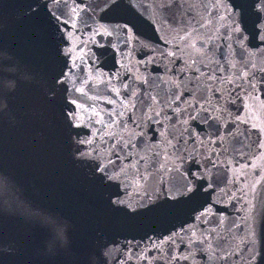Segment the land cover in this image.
<instances>
[{
  "label": "water",
  "instance_id": "1",
  "mask_svg": "<svg viewBox=\"0 0 264 264\" xmlns=\"http://www.w3.org/2000/svg\"><path fill=\"white\" fill-rule=\"evenodd\" d=\"M253 2L224 0L223 4L234 14L239 12L235 19L242 31L231 41L220 42L232 44L221 51L238 65L241 56L264 62V41L257 36L259 17ZM149 4L150 0H107L106 4L104 0H61L53 6L49 0H0V264H168L170 255L178 254L177 247L163 244L157 250L153 244L172 233L184 235L182 229L199 231L207 227L205 219L216 221L221 215L227 223L240 224L236 234L244 235L246 223L241 217L249 215L248 208L244 200L227 194L235 193L242 183H229L232 175L226 170L206 173L211 187L208 181L197 180L194 191L185 192L190 173L205 171L190 159L179 172L168 174L163 184L157 183L151 200L144 197L141 207L135 191L125 190L117 181H102L100 173L93 171L94 161L74 154L77 135L84 139L100 127L94 123L92 109L107 121L111 110H122L121 100L131 90L144 93L157 83L177 90L180 79L171 58L161 55L165 34ZM74 7L78 15L72 12ZM58 77L62 84L56 83ZM188 95L185 91L184 97ZM109 99L115 103H108ZM260 100L264 101V88ZM221 103L235 116L246 113L244 105L249 101ZM81 104L86 106L82 113L86 124L74 127L80 120L73 121L69 114L81 115ZM177 104L186 107L180 101ZM253 112L264 119V105L257 102ZM89 116L91 123H87ZM133 118L143 122L149 137L153 128H159L141 111L129 110L123 119L130 130ZM189 124L199 138L207 140L212 129L197 121ZM241 127L250 129L253 140L264 138L250 125ZM248 179L251 183L257 176ZM114 199L125 204L114 205ZM246 199L255 204L251 223L261 253L258 264H264V184ZM52 215L64 226L60 242H53L43 227L44 218ZM175 239L180 251L188 254L179 237ZM192 253L189 260L172 264H210L206 254L195 248Z\"/></svg>",
  "mask_w": 264,
  "mask_h": 264
},
{
  "label": "snow or ice",
  "instance_id": "2",
  "mask_svg": "<svg viewBox=\"0 0 264 264\" xmlns=\"http://www.w3.org/2000/svg\"><path fill=\"white\" fill-rule=\"evenodd\" d=\"M104 2L106 4L107 0ZM49 3L55 6L61 0H49ZM223 4L224 0H150L152 14L165 34L166 47L161 49V55L166 59L171 58L170 62L175 66L180 79L176 85L177 90L169 91L158 83L151 91L144 93L131 90L128 97L121 100L122 110H111L107 121L100 112L92 109L96 117L94 123L100 127L91 130L84 139L79 138L78 134L75 141L78 146L74 154L80 159L94 161L93 171L100 173L102 181H117L125 190L135 191L140 196L141 207L146 203L144 197L151 200L152 190L157 183L163 184L168 174L179 172L190 159L194 164H202L205 171L190 173L191 180L185 184V192L194 191L193 185L197 180L208 181L211 187V177L206 173L212 169H223L231 173L229 183H242V187H238L235 193L227 194L231 199L244 200L248 208L249 215L241 217L246 223L244 235L236 234L240 224L235 221L227 223L223 215L216 221L205 219L203 223L207 227L199 231L182 229L184 235L172 233L159 244H153L157 250L163 244L177 247L178 254L170 255L168 264L189 260L193 248L206 254L210 264H239V261L243 264H258L261 256L256 248V232L251 223L255 204L246 197L264 184V138L253 140L250 129L242 128L241 125H250L251 129H257L264 137V119L256 117L253 112L257 102L264 105V101L260 100L264 75H257L264 74V62L257 64L241 56L242 62L238 65L229 59L228 52L221 51L222 47L232 48L231 43L222 45L221 41H231L234 35L242 31L239 21L235 19L239 12L234 14L224 8ZM235 7L239 9L241 5ZM251 7L259 17L257 36L264 41V0H254ZM50 12L60 20L55 11L50 9ZM72 12L78 15V8L74 7ZM61 22L70 23L68 20ZM72 26L75 27L74 24ZM237 39L244 40L245 37L237 36ZM177 60L179 64H176ZM63 82L59 77L56 79V83ZM123 88L127 90L129 85L124 84ZM76 90L85 94L84 88ZM185 91L188 97H184ZM115 92L117 96L120 95L119 89ZM245 99L249 103L244 105V115L233 116L226 104L221 103L226 101L236 104L238 100ZM178 101L186 107L181 109ZM72 103L76 104V101ZM108 103L115 101L109 99ZM78 108L81 115L77 112L69 114L73 121L80 120L74 127L86 124L82 116L86 106L81 104ZM129 110L141 111L148 121L159 128H153L152 136L149 137L143 131V122L133 118V128L130 130L128 122L123 119ZM189 121L203 123L212 129L207 134V140L199 138V133H195ZM91 122L92 117L89 116L87 123ZM198 156L200 159H197ZM250 175L257 176V179L249 183ZM155 190L159 191L158 188ZM111 202L117 206L125 204L121 199ZM128 207L132 211L137 210L131 204ZM205 215L206 212L201 213V216ZM43 227L53 242L64 239V226L58 217H45ZM176 237H179L180 243L185 244L188 254L180 251Z\"/></svg>",
  "mask_w": 264,
  "mask_h": 264
}]
</instances>
